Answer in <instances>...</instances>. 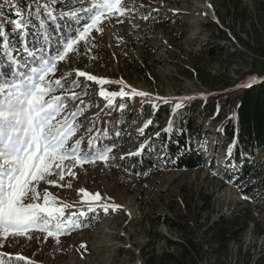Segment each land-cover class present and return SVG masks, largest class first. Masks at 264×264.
I'll return each mask as SVG.
<instances>
[{
    "label": "rangeland",
    "instance_id": "1",
    "mask_svg": "<svg viewBox=\"0 0 264 264\" xmlns=\"http://www.w3.org/2000/svg\"><path fill=\"white\" fill-rule=\"evenodd\" d=\"M29 2L32 4L23 9L15 0H0V7L13 9L8 17L0 13V32L17 21L34 27V10L66 14L74 20L71 30L61 37L64 44L60 50L90 22L92 6L98 0ZM121 6L128 10L123 15L102 17L101 23L89 30L88 39L79 41L75 51L58 61L55 74L48 77L63 81L59 87L54 85L53 95L60 96L63 104L53 123L67 120L73 129L68 147L80 140L79 153L90 158L111 149L109 160L84 164L65 160L64 180L59 179L60 169L53 167L52 175L37 185L41 194L37 202L43 204L47 193L53 207L63 208L57 215L64 227L52 236L39 230L25 236L0 235V264H148L151 253L176 251L169 241H182L179 231L158 218L174 215L178 202L196 207L207 204L209 209L201 211L203 224L247 206L253 215H264V195L246 196L235 183L237 172L227 162L229 144L217 132L220 121L211 123L212 117L199 114L204 102L241 90L232 80L249 68L251 58L235 42L231 29L235 26L245 37L254 38L264 29V0H122ZM216 25L234 43L222 36L225 34ZM212 44L216 46L209 48ZM23 56L17 52L14 59L23 63L28 60ZM78 71L108 83L90 81ZM101 90H123L127 95L113 97L109 105L108 99L100 96ZM73 92L76 99L69 98ZM184 106L198 121H204L198 144L206 154L205 166L193 171L168 168L157 139L171 115ZM125 118L128 124L119 126ZM117 126V141L106 143L105 137ZM145 149L147 153L151 150L155 160L146 173L132 174L120 166L125 157ZM263 155L260 152L259 158ZM262 191L258 190L259 194ZM84 192L99 193L101 199L93 200ZM55 223L53 218L52 225ZM251 228L253 223L242 243L231 244L227 258L210 263L264 264V235ZM20 256L25 259H18Z\"/></svg>",
    "mask_w": 264,
    "mask_h": 264
},
{
    "label": "trees",
    "instance_id": "2",
    "mask_svg": "<svg viewBox=\"0 0 264 264\" xmlns=\"http://www.w3.org/2000/svg\"><path fill=\"white\" fill-rule=\"evenodd\" d=\"M15 2L23 9L32 4L29 0ZM12 11L8 6L0 7V13L5 17L12 14ZM33 15L34 27L24 26L17 30L10 23L3 27L2 32L8 43L5 46L0 42V72L12 70L5 55H11V49L29 59L25 46L30 51L40 53L39 50L43 49L42 54L54 56L59 46L64 44L62 36L71 30L73 18L48 10H34ZM41 22L43 28L40 27ZM216 28L222 34L226 33L220 25H216ZM231 30L235 42L251 58L249 68L232 80L233 84L242 88L227 98L204 102L199 114L205 112L208 117H212L211 123L220 121L217 132L220 139L229 144L227 162L237 172L235 183L241 188L242 194L256 198L264 195V155L259 158V153L264 152V29H259L254 38L245 37L235 26ZM222 36L234 43L230 36ZM214 46L212 44L209 48ZM165 112L166 109L162 110L158 118ZM126 124V118L123 122L119 121L121 127ZM117 128L110 130L105 137L106 143L115 144ZM203 128L204 121H198L188 106L171 115L168 127L161 129L157 138L162 159L168 168L193 171L205 166L206 154L198 144ZM154 161L151 150L147 153L145 149L142 153L125 157L119 163L132 174L143 175L153 166ZM258 190H263V193L259 194ZM208 209L207 204L206 207H196L194 204L178 202L174 215H159V222L179 231L183 238L181 242L169 241L176 251L151 253L146 259L148 264H200L204 260L206 264H211L212 259L221 262L229 255L231 244L243 242V235L251 223L253 229L250 230L260 236L264 234V215H253L249 206L231 216L221 214L203 224L201 211Z\"/></svg>",
    "mask_w": 264,
    "mask_h": 264
},
{
    "label": "snow or ice",
    "instance_id": "3",
    "mask_svg": "<svg viewBox=\"0 0 264 264\" xmlns=\"http://www.w3.org/2000/svg\"><path fill=\"white\" fill-rule=\"evenodd\" d=\"M121 4L122 0H98L92 6L90 22L85 24L77 37L67 41L55 56L37 55L35 50L30 51L25 46L29 59L21 63L14 59V53H5L12 70L0 72V235L25 236L33 230L46 231L49 236L59 233L64 224L57 214L63 213V208L53 207L47 193L43 195V204L37 202L41 199L38 183L52 175L53 167L60 169L59 179L64 180L65 160L71 159L80 164L95 163L97 160L108 162L107 153L111 149L90 158L87 153H79L80 140L68 147L69 139L74 135L73 129L68 126L67 120L59 125L53 123L63 104L60 96L53 95L56 90L54 85L59 87L63 81H52L48 77L55 74L58 61H63L68 53L75 51L74 46L79 41L88 39L89 30L100 24L102 17L106 14L123 15L128 10ZM23 27L21 21L15 23L17 30ZM40 27H44L43 22ZM0 42L7 46L3 33H0ZM39 51L43 53V49ZM78 75H87L88 80L98 81L102 85L108 83L83 71H78ZM99 94L108 99L109 105L113 97L127 95L123 90L111 93L101 90ZM134 95L148 94L135 92ZM69 98L76 99L77 96L73 92ZM68 174L72 175L70 171ZM48 182L52 183L50 180ZM84 195L91 196L93 200L101 199L99 193L93 195L84 192ZM53 218L56 220L54 226ZM18 259L25 258L20 256Z\"/></svg>",
    "mask_w": 264,
    "mask_h": 264
},
{
    "label": "bare ground",
    "instance_id": "4",
    "mask_svg": "<svg viewBox=\"0 0 264 264\" xmlns=\"http://www.w3.org/2000/svg\"><path fill=\"white\" fill-rule=\"evenodd\" d=\"M252 229V228H251ZM264 235V234H263Z\"/></svg>",
    "mask_w": 264,
    "mask_h": 264
}]
</instances>
